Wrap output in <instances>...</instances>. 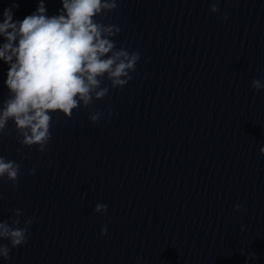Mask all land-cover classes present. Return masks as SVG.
<instances>
[{
    "label": "clouds",
    "instance_id": "9594fccd",
    "mask_svg": "<svg viewBox=\"0 0 264 264\" xmlns=\"http://www.w3.org/2000/svg\"><path fill=\"white\" fill-rule=\"evenodd\" d=\"M58 15L48 16L43 0L37 9L23 20H13V8L3 10L0 22V60L9 65L5 85L9 95L0 106V136L7 135L8 122H14L22 137L20 143L31 147L38 145L43 153L52 139L53 114L62 113L70 118L73 110L89 106L93 98L101 99L109 89L101 87L107 75L114 88L123 87L132 79L140 59L138 52L116 50L115 37L121 29L115 24H103L97 16L117 9V0H61ZM209 10L219 11L218 0ZM227 19V13L223 14ZM251 87L264 88L259 79H253ZM101 113L91 114L89 119L99 123ZM19 151V150H18ZM264 155V148H261ZM36 167L29 170L35 175ZM18 184L20 165L0 155V178ZM237 209L241 205L235 206ZM107 213L106 204H97L94 211ZM16 217L23 211L12 210ZM32 220L26 219L20 226L19 219L0 221V239L8 240L11 248L27 242ZM107 227L101 228V233ZM9 244H0V256L8 259Z\"/></svg>",
    "mask_w": 264,
    "mask_h": 264
}]
</instances>
